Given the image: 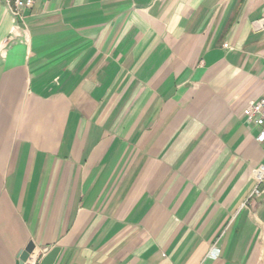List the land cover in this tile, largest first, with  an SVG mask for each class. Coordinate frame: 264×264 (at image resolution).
<instances>
[{
	"label": "crops",
	"instance_id": "crops-1",
	"mask_svg": "<svg viewBox=\"0 0 264 264\" xmlns=\"http://www.w3.org/2000/svg\"><path fill=\"white\" fill-rule=\"evenodd\" d=\"M0 0V264H264V0ZM264 188V182L261 185Z\"/></svg>",
	"mask_w": 264,
	"mask_h": 264
},
{
	"label": "built area",
	"instance_id": "built-area-1",
	"mask_svg": "<svg viewBox=\"0 0 264 264\" xmlns=\"http://www.w3.org/2000/svg\"><path fill=\"white\" fill-rule=\"evenodd\" d=\"M3 2L16 21L14 26L15 31L13 32V35L7 39L8 42L15 43L20 36L24 35L20 33V31H23L24 33L26 31L24 10L34 6L36 0H3ZM260 27H264V19L261 21ZM243 114L247 123L260 128V133L257 139L260 142H264V96L251 102L244 109ZM263 182L264 166H261L256 170V187L252 195H264V188L261 187ZM25 264H39V261L30 258Z\"/></svg>",
	"mask_w": 264,
	"mask_h": 264
},
{
	"label": "water",
	"instance_id": "water-1",
	"mask_svg": "<svg viewBox=\"0 0 264 264\" xmlns=\"http://www.w3.org/2000/svg\"><path fill=\"white\" fill-rule=\"evenodd\" d=\"M35 250V245L33 242H30L27 247L21 251L20 255L18 256V264H25L30 258ZM60 252L59 247H54L50 252H48L39 262V264H54L58 254Z\"/></svg>",
	"mask_w": 264,
	"mask_h": 264
}]
</instances>
